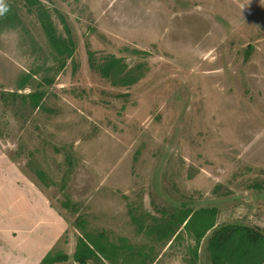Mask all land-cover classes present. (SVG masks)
Instances as JSON below:
<instances>
[{"label": "rangeland", "instance_id": "rangeland-1", "mask_svg": "<svg viewBox=\"0 0 264 264\" xmlns=\"http://www.w3.org/2000/svg\"><path fill=\"white\" fill-rule=\"evenodd\" d=\"M28 7L0 0V154L22 157L14 170L0 161V225L20 232L17 239L15 230V238L8 228L0 233V264H40L44 251L67 256L57 264H79L80 236L95 256L87 264H191L196 242L185 223L176 225L186 210L196 231L194 214L217 208L215 227L264 234V7L253 16L227 0H37ZM66 49L73 55L59 53ZM112 56L123 62L107 79L100 65ZM122 69L132 85L112 83ZM36 91L46 92V113L13 99ZM21 168L42 185L71 178V194H48L66 221L60 233L29 180L17 184ZM104 169L118 171L71 215L61 196L79 201L74 194L89 173ZM22 188L28 207L13 194ZM169 226L176 234L166 247L160 235ZM212 232L197 264H212Z\"/></svg>", "mask_w": 264, "mask_h": 264}, {"label": "trees", "instance_id": "trees-1", "mask_svg": "<svg viewBox=\"0 0 264 264\" xmlns=\"http://www.w3.org/2000/svg\"><path fill=\"white\" fill-rule=\"evenodd\" d=\"M28 4V11L32 12V7L37 3V0H26ZM39 16L42 20H46L47 13L40 12ZM46 32L49 34L51 30L50 24L47 21L42 23ZM51 37V36H50ZM52 38V37H51ZM53 42L54 39L52 38ZM59 51V50H58ZM74 50L66 49L59 51L60 54H68L73 55ZM90 57H92L91 52L89 53ZM69 56V58H71ZM93 63V60H91ZM123 61L120 58L115 57H108L105 60L103 66L100 65V72L104 78L110 79L112 74L114 73V69L117 67L118 64L122 63ZM63 68L65 64H62ZM94 65V63H93ZM124 69V68H123ZM120 72L118 76V81L111 79L113 84L117 82H121L124 86L132 85V81H128V78H120L121 74L125 73V71ZM127 79V80H126ZM28 80V79H27ZM26 80V81H27ZM117 80V79H116ZM23 82L19 88V90H23L27 87V82ZM136 81V80H135ZM134 81V82H135ZM48 85L53 84V80H46ZM46 96V92L44 91H36L29 94H13V99L17 100L20 98L26 104L29 103L31 105L32 110L34 111L37 109L41 102L43 101L44 97ZM15 102V101H14ZM264 190V188H263ZM192 212L190 210H186L183 214V218H179V222L176 224L177 226L184 225V228L189 231L193 239L195 240V259L196 261L191 264H197L199 259L198 257V249L199 246L207 234L208 230L212 229V234L210 237L209 242L207 243V251H209V257L212 261V264H264V234L260 231L259 228H252L246 225L240 224H227L220 227H215L216 219L218 216L217 208H210V209H203L199 211L196 215L197 220L201 226L200 231H196L192 227V222H190L193 217L191 216ZM80 218L76 221L78 224H82L79 222ZM189 221L186 223V221ZM170 221V220H169ZM168 225V224H166ZM167 228V232L162 233L160 235L161 239L164 235L167 239H172L176 232L175 230L172 231ZM169 230V231H168ZM101 238L105 237L104 233H99ZM164 238V237H163ZM78 244L76 247V252L74 254L75 262L79 264H87L89 259L95 257L91 254V247L84 243V239L80 236L78 237ZM95 247L98 246V242H95ZM99 247V246H98ZM97 248V247H96ZM82 249H87L86 254H83L81 251ZM105 247L100 246V250L105 252ZM94 253V252H93ZM67 256H51L49 253L44 256L41 260L40 264H57L61 262H67Z\"/></svg>", "mask_w": 264, "mask_h": 264}, {"label": "crops", "instance_id": "crops-1", "mask_svg": "<svg viewBox=\"0 0 264 264\" xmlns=\"http://www.w3.org/2000/svg\"><path fill=\"white\" fill-rule=\"evenodd\" d=\"M228 2L232 3V5L234 6L235 9H238L239 11H241L242 13L244 12L246 16H253V14L257 11H260L262 9V7H264V0H227ZM255 15V14H254ZM46 97V96H45ZM44 97V98H45ZM36 110H38V112H41L42 114L43 113H46L45 111H47V109L44 108V105L41 104V106H39L37 109H35L33 112H35ZM71 112H73V114L77 115L79 118L83 117V113L80 112V111H77L76 109L72 110ZM37 113V112H36ZM40 123H44L45 124V128H48V127H51L53 126L52 123H49V122H40ZM38 125V123L35 125V127ZM53 128V127H51ZM54 130V129H53ZM52 130V132H53ZM82 141V140H81ZM88 144L90 143V141H87ZM91 144V143H90ZM19 151H20V148H19ZM93 154H96L95 152L92 151H89ZM56 155L59 157L61 156L62 157V153L56 151L55 152ZM15 158H18V159H22V157H20L19 155H17L15 153V155H4V154H0V161H2V166L3 168H5L7 165H12L14 167V159ZM64 160L67 162V166L69 167V169L71 168V166L74 164L73 161H67L66 157L64 156ZM6 161V163L4 164L3 162ZM17 167H14L12 170L16 169ZM7 171V169H5ZM19 171V170H18ZM90 170H88V173H89ZM118 170L116 169H109V170H103L102 174H98L96 171L93 172L91 174V172L89 173V181L88 179L84 180L83 181V184L82 186L79 187L78 191L74 194V196H76V198L78 197H82L79 201H77V199H75L74 197H72L71 199V202L68 201V199L70 200L71 196L68 195V194H71L69 193V190L70 187L68 186L70 183H71V178L68 177L66 179V181L64 182L63 185H60L58 186L56 182H54L55 180H51V181H47L45 182V186H43L40 182H38L36 179H32V180H29L28 178H31V177H28V174L26 175L25 173L27 172L25 168H21V178L18 181L17 184H22L21 181H25V179L29 180V184L31 187H33V190L34 192H36V196L38 198V203L39 205H37L39 208H43L45 210L46 208V213L49 214V216L51 217V219L53 218V225L56 224V226L58 227V232L60 231V227L62 225H66V221L64 219V217L60 216L56 209L51 207L50 205V200H51V196L49 197V193H57L56 196H59V192L60 193H63L65 191L68 192V194H64V196H61V199L60 201L58 200V197L54 200L55 202L56 201H59L60 203L63 202V206H66V207H71L72 210H71V215L77 211V213H79V207L78 205L82 203L80 202H83V204H87V203H90V202H87L88 198H91L93 197V194L96 193L97 191L100 190V188L105 185L108 180L113 177L116 172ZM46 171L42 172V173H45ZM5 177V176H4ZM28 177V178H27ZM8 178L9 176H6V179L5 181H8ZM64 178V177H63ZM109 178V179H108ZM108 179V180H107ZM16 181V182H17ZM81 184V183H80ZM64 186V190H62V187ZM119 191H121L124 195H128L126 190L127 189H121L119 186ZM66 189V190H65ZM26 190H24L22 188L21 192L15 190V192L13 194H17V198L20 197V199L22 200L23 204H20V202H17L19 207H28L29 204H27L26 202V195H25V192ZM11 193V192H10ZM8 193V194H10ZM12 194V193H11ZM25 202V203H24ZM57 203V202H56ZM62 204V203H61ZM73 205V206H72ZM122 207V206H121ZM81 209V208H80ZM9 210V209H8ZM48 211V212H47ZM75 214V213H74ZM77 215V214H76ZM77 217V216H76ZM81 216L79 215L78 218H80ZM77 218V219H78ZM7 221V219H4V224L7 225L5 222ZM83 224V223H82ZM0 233L1 235L3 236V234L5 233V229L8 228L9 232L6 234L9 236V238H15V237H11L10 235V231L11 229L12 230H15L17 232V236H16V239L19 238V230L17 228V226H12L11 228H9L8 226H1L0 225ZM60 233V232H59ZM173 239V238H172ZM170 239L169 242L166 244V247H168L170 245V241L172 240ZM48 250V249H47ZM44 255H46L45 251H44ZM13 256V254H12ZM44 258V257H43ZM42 258V259H43ZM41 259V260H42ZM41 263V261H40Z\"/></svg>", "mask_w": 264, "mask_h": 264}]
</instances>
